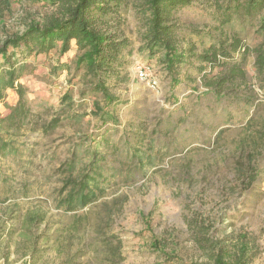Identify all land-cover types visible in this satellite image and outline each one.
I'll return each instance as SVG.
<instances>
[{
  "label": "rangeland",
  "instance_id": "rangeland-1",
  "mask_svg": "<svg viewBox=\"0 0 264 264\" xmlns=\"http://www.w3.org/2000/svg\"><path fill=\"white\" fill-rule=\"evenodd\" d=\"M53 12L32 0L0 7V46ZM202 17L190 10L180 22L202 28ZM124 19L134 52L124 82L111 89L122 101L116 124L103 127L93 100L81 99L88 89L82 74L52 75L56 56L30 62L36 74L27 97L36 124L5 135L9 148L0 153V264H209L195 238L198 226L231 250L247 244L251 264H264V101L258 110L233 103L242 95L214 103L201 82L172 92L159 60L139 51L136 16ZM147 68L159 81L155 89L137 77ZM247 69L253 74L252 58ZM66 94L75 103L71 109L62 101ZM56 118L58 127L45 133ZM102 130L117 154L97 147ZM128 144L151 155L142 172L120 156ZM95 151L114 176L95 203L69 212L62 205L69 181L88 170Z\"/></svg>",
  "mask_w": 264,
  "mask_h": 264
},
{
  "label": "trees",
  "instance_id": "trees-1",
  "mask_svg": "<svg viewBox=\"0 0 264 264\" xmlns=\"http://www.w3.org/2000/svg\"><path fill=\"white\" fill-rule=\"evenodd\" d=\"M12 1L0 0V7L10 8ZM32 1L52 7L54 12L41 24L29 25L24 33L13 35L0 46V153L3 155L9 148L5 135L36 124L33 104L27 97L28 83L36 74L30 65L32 60L39 62L40 58L56 56L52 75L58 77L72 70L82 74V82L88 89L81 92V99L93 100V115L103 127L116 124L115 114L122 101L111 94V89L124 82L121 74L134 52L132 41L122 31L124 17L131 12L140 25V53L146 60H159L172 92L190 91V87L201 82L209 89L208 95L214 103L222 101V97L231 101L225 97L227 94L235 98L242 95L241 99L232 101L246 110H258L262 106L264 0ZM190 10L201 12L204 27L181 25V17ZM249 58L253 60V74L247 69ZM253 85L259 88L263 99L253 93ZM97 98L103 99V105ZM62 101L68 109L75 105L69 94ZM59 124L60 119L56 118L44 125L45 133ZM107 132L100 131L97 147L117 154L118 146L111 143ZM120 156L139 163V172L152 164L151 155L130 144ZM105 160L103 155L93 152L88 170L78 180L69 181L71 191L62 201L67 211L88 207L104 194L105 184L114 176L102 166ZM205 228L198 226L195 238L208 255L209 264L252 263L247 244L231 250L229 245L207 239ZM167 259L173 261L171 257Z\"/></svg>",
  "mask_w": 264,
  "mask_h": 264
},
{
  "label": "built area",
  "instance_id": "built-area-1",
  "mask_svg": "<svg viewBox=\"0 0 264 264\" xmlns=\"http://www.w3.org/2000/svg\"><path fill=\"white\" fill-rule=\"evenodd\" d=\"M149 71H150L149 68H147L145 70H139L137 72V77L141 81H146L147 82V85L150 88L155 89V88H157L159 86V81L152 74L150 75V72Z\"/></svg>",
  "mask_w": 264,
  "mask_h": 264
}]
</instances>
